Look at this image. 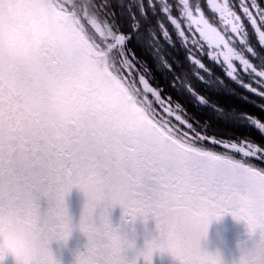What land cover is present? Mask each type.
<instances>
[{
    "label": "snow or ice",
    "instance_id": "snow-or-ice-1",
    "mask_svg": "<svg viewBox=\"0 0 264 264\" xmlns=\"http://www.w3.org/2000/svg\"><path fill=\"white\" fill-rule=\"evenodd\" d=\"M210 3L222 29L205 19L198 4L181 0L188 31L194 25L199 34L191 40L168 0L160 4L187 48L193 75L210 71L193 51L207 46L204 54L222 65L227 77L264 97V57L249 40L254 32L264 47V0ZM138 4L146 16L145 4ZM94 9L91 0H0V211L35 207L41 195L54 193L68 234L66 197L76 188L85 197L78 227L90 241L96 208L106 228L117 205L122 220L140 216L146 222L154 215L193 240L213 218L226 214L250 229H264V167L246 159L264 160V148L211 138L241 153L237 159L206 147L210 137L137 71L126 50L130 34ZM132 27H139L134 14ZM159 27L168 39L166 25ZM249 119L264 132V122ZM158 251L134 253L131 264L141 256L152 264Z\"/></svg>",
    "mask_w": 264,
    "mask_h": 264
},
{
    "label": "flooded vegetation",
    "instance_id": "flooded-vegetation-1",
    "mask_svg": "<svg viewBox=\"0 0 264 264\" xmlns=\"http://www.w3.org/2000/svg\"><path fill=\"white\" fill-rule=\"evenodd\" d=\"M99 3L100 9L105 12V19L112 23L117 29L130 34L126 42V50L129 52L137 71L150 80L152 86L159 89V93L167 103L182 112L189 122L202 135L214 136L212 132L213 121L209 118L211 111H217L219 124L224 128H233L231 136H221L220 140L230 143H252L257 147L264 148V132H261L249 119L254 117L264 122V97L251 93L236 80L227 77L222 65L213 62L203 51H196L197 58L209 68V72H202L195 77L194 66L188 57L187 48L179 38L173 25L167 20L160 4L162 0H142L147 12L146 16L140 15V0H93ZM171 5L172 15L182 21L186 35L189 39H199V34L193 27L188 31L189 22L184 19L181 10L176 7L175 0H168ZM154 9V10H153ZM133 14L139 21V27L133 29ZM107 21V20H106ZM164 23L169 31L170 37L165 39L159 27ZM251 32V29H250ZM250 43L264 57V47L260 46L254 32L249 37ZM253 63H258L257 58L247 54ZM237 66L238 62H237ZM138 80V75L133 73ZM245 81H251L246 74L241 72ZM169 84V87L167 86ZM142 88V85H138ZM158 112L163 113L160 105L155 103ZM201 109V110H200ZM201 111L202 119L198 118ZM166 115V114H164ZM174 123L179 125V122ZM185 130H186V126ZM255 131V132H250ZM257 160L261 161L258 157Z\"/></svg>",
    "mask_w": 264,
    "mask_h": 264
},
{
    "label": "clouds",
    "instance_id": "clouds-1",
    "mask_svg": "<svg viewBox=\"0 0 264 264\" xmlns=\"http://www.w3.org/2000/svg\"><path fill=\"white\" fill-rule=\"evenodd\" d=\"M47 199L51 203L43 212L39 204L6 207L0 211V264H4L9 256L15 264H63L60 250L67 246L73 227L65 234L54 193ZM97 208L93 218L95 235L91 241L87 237L84 251L77 249L73 253L72 264H131L129 252L141 253L148 248L161 250L157 253L168 254L178 264H227L219 249L209 250L205 246L209 242L211 225L223 216L213 218L206 232L193 240L184 229L158 220L154 215H149L146 222L140 216L134 221L131 217L120 218L121 223L114 225L110 214L108 226L104 228L99 223L101 208L99 213ZM150 219L155 222L154 234L146 227ZM137 220L145 225L144 244L138 250L134 227ZM245 232L252 246L248 248L238 243L239 257L232 264H264V229L253 230L245 223ZM53 243L57 245L55 252Z\"/></svg>",
    "mask_w": 264,
    "mask_h": 264
},
{
    "label": "water",
    "instance_id": "water-1",
    "mask_svg": "<svg viewBox=\"0 0 264 264\" xmlns=\"http://www.w3.org/2000/svg\"><path fill=\"white\" fill-rule=\"evenodd\" d=\"M209 142L212 143V140L209 139ZM217 146L224 148L222 144ZM226 150L242 155L232 149ZM38 203L42 212L47 209L48 199L46 197L41 195ZM84 203L85 197L83 193L76 188H73L66 197V205L69 216L71 217L73 231L67 246L60 250L63 264H72L73 253L77 249L84 251V245L87 243V237L80 232L78 227ZM99 211L100 208L98 207L97 213H99ZM120 218L121 208L117 205L111 209V220L113 224L121 223ZM134 227L136 231V249L138 250L142 248L144 244L145 225L137 220ZM146 227L149 231H153L154 234L155 222L153 220H148ZM238 243L243 244L244 247L248 248L252 246V242L247 240L245 222L242 220L237 221L230 214H226L220 219V221L213 222L211 225L209 230V242L205 246L209 250L219 249L227 264H232V262L239 257ZM52 248L54 252L57 251V245L55 243H53ZM133 254L134 252L128 253V258L130 260ZM4 264H15V262L13 258L9 256ZM137 264H145V261L143 258H140L137 261ZM152 264H178V261H174L168 254L154 253Z\"/></svg>",
    "mask_w": 264,
    "mask_h": 264
},
{
    "label": "trees",
    "instance_id": "trees-1",
    "mask_svg": "<svg viewBox=\"0 0 264 264\" xmlns=\"http://www.w3.org/2000/svg\"><path fill=\"white\" fill-rule=\"evenodd\" d=\"M91 3H93L95 5V8L98 7L99 8V3L98 1H93L91 0ZM167 86L169 87V84H167ZM201 110V109H200ZM202 113L201 111L198 113V118L202 119ZM209 118L211 119V121H213V128L211 129L212 132H214V136H210L212 138H216V139H220L219 135L221 136H231V134H233V128H224L221 124H219V120L217 119V111H211L209 113ZM250 132H255V131H250ZM238 145H240L241 143H237ZM206 147H208L210 150H214L220 153H223L225 151L229 152L230 154L234 155L237 159H240L242 156L235 154L233 152H230L228 150H225L223 148H220L218 146H215L211 143H209L208 141L206 142ZM257 157H252V158H246L248 159L251 163H253L254 165L258 166V167H264V160H257Z\"/></svg>",
    "mask_w": 264,
    "mask_h": 264
},
{
    "label": "rangeland",
    "instance_id": "rangeland-1",
    "mask_svg": "<svg viewBox=\"0 0 264 264\" xmlns=\"http://www.w3.org/2000/svg\"><path fill=\"white\" fill-rule=\"evenodd\" d=\"M176 1V7L178 8V10H180L181 8V0H175ZM190 2L194 3V4H198L199 7H200V11L204 14L205 16V19L209 20L210 23L213 24V26L217 27L218 29H222L223 28V25L222 23L219 21V14L218 13H215L214 10L211 8V3H210V0H190ZM93 4V3H92ZM98 15L100 16V18L102 20H107L108 22V18L106 17L105 19V12H103L101 9H100V12H99V8L96 7L94 9ZM196 15L198 16L199 13H196ZM88 28H91L90 25H86ZM193 33H195V26L193 25ZM94 31V30H93Z\"/></svg>",
    "mask_w": 264,
    "mask_h": 264
}]
</instances>
